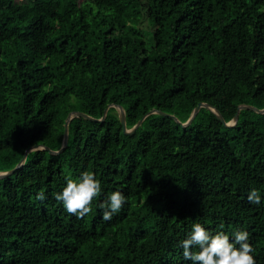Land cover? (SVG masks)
Returning <instances> with one entry per match:
<instances>
[{
    "label": "trees",
    "instance_id": "1",
    "mask_svg": "<svg viewBox=\"0 0 264 264\" xmlns=\"http://www.w3.org/2000/svg\"><path fill=\"white\" fill-rule=\"evenodd\" d=\"M200 102L227 122L264 108V0H0V172L49 148L0 178V264H193L196 223L248 232L264 264V113L227 127L202 107L184 126ZM110 104L128 128L154 109L181 122L152 113L126 134ZM107 108L50 152L71 112ZM85 171L101 194L78 218L55 195ZM115 191L126 203L105 221Z\"/></svg>",
    "mask_w": 264,
    "mask_h": 264
},
{
    "label": "clouds",
    "instance_id": "2",
    "mask_svg": "<svg viewBox=\"0 0 264 264\" xmlns=\"http://www.w3.org/2000/svg\"><path fill=\"white\" fill-rule=\"evenodd\" d=\"M101 194V182L95 174L85 171L78 180L68 179L62 193L56 194L55 199L63 203L65 210L78 218H83L92 211V201ZM43 201L46 197L40 191L36 197ZM248 202L259 205L261 197L257 190L253 189L248 197ZM126 203V197L120 191L113 192L107 202L100 207L105 209L102 219L110 221L115 213H118ZM249 233L238 231L234 233V241L223 232L211 235L199 223L193 225L189 236L181 242L183 257L191 260L193 264H256L251 255L252 246L248 243ZM236 245H239L237 247ZM198 247L197 252L192 249Z\"/></svg>",
    "mask_w": 264,
    "mask_h": 264
},
{
    "label": "water",
    "instance_id": "3",
    "mask_svg": "<svg viewBox=\"0 0 264 264\" xmlns=\"http://www.w3.org/2000/svg\"><path fill=\"white\" fill-rule=\"evenodd\" d=\"M110 106H115L117 107L118 111H119V116H120V120H121V123H122V126H123V129H124V132L126 134H132L144 121V119L152 114V113H160V114H163V115H166V116H169L170 114H167L165 112H161L159 110H151L149 113H147L146 115H144L139 121L138 123L133 126L132 128H128L127 127V122H126V112L124 110V108L120 105H114V104H110ZM109 106V107H110ZM202 107H207L209 108L212 112H214L217 117L222 121V123H224L225 126L227 127H230V126H234L237 124L238 120H239V115H240V112L242 109H251V110H254L258 113H264V108L263 109H260V108H257L255 106H252V105H248V104H241L238 109H237V112L234 116V118L230 121H226L225 118L223 117V115L221 114V112L215 108L214 106L208 104V103H204V102H200L193 110L190 118L188 119L187 122L185 123H182L184 126H187L189 124H191V122L193 121V119L196 117V115L198 114V112L200 111V109ZM107 111H108V108L105 110V113L103 115L102 118H95L93 116H90L88 115L87 113H84V112H81V111H73L71 112L67 119H66V122H65V131H64V138H63V145L62 147L59 149V150H50L51 153L53 154H60L62 153L65 148L67 147L68 145V139H69V123L71 122V120L74 118V117H83L85 119H88V120H92V121H104L105 118H106V114H107ZM172 116L177 122H181L177 117H175L174 115H170ZM36 149H49L47 146H44V145H34L30 148H28L23 156V158L21 159V161L17 164V166L10 170V171H6V172H0V178H4L6 176H9L11 174H13L17 169L23 167L27 157H28V154L29 152L33 151V150H36Z\"/></svg>",
    "mask_w": 264,
    "mask_h": 264
}]
</instances>
